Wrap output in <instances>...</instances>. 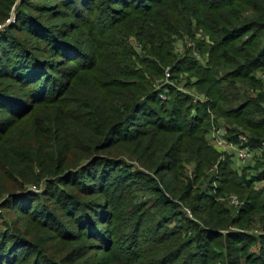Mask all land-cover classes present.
I'll return each mask as SVG.
<instances>
[{
  "label": "trees",
  "instance_id": "obj_1",
  "mask_svg": "<svg viewBox=\"0 0 264 264\" xmlns=\"http://www.w3.org/2000/svg\"><path fill=\"white\" fill-rule=\"evenodd\" d=\"M97 1L0 0V139L8 133V122L29 126L28 141L1 165L8 172L1 175L0 196L6 197L0 209L16 218L0 214V264H60L42 248L45 236L64 242L91 240L112 264H169L184 245L198 246L197 264H214L222 254L215 258L213 249L222 248L224 239L195 225L180 204L204 202L210 194L192 196L177 164L186 153L185 162H195L199 171L222 152L208 146L202 119H192L191 108H186L188 98L170 88L172 98L162 102L161 91H154L152 83L173 63V37L192 35L194 16L216 39L211 58L217 57L216 49L242 38L239 60L230 59L225 50L221 57L239 77L241 70H262L264 0H211L204 6L198 0ZM116 12L121 15L113 16ZM12 16L14 21L7 24ZM128 36L143 45L146 59L139 60L127 45ZM190 62L184 71L193 73L198 63ZM202 82L216 84L211 79ZM229 85L235 92L234 84ZM255 99L248 100L253 108L249 115L258 120L241 121L252 133L247 137L250 146L264 137V96ZM159 107L165 108L164 116H155ZM236 136L230 139L236 141ZM10 165L29 166V172L18 177ZM34 168L38 175L32 176ZM249 177L243 178L245 184L257 179ZM44 179L41 193L26 191L24 183ZM180 190L179 203L170 201ZM137 192L153 197L149 209L155 203L175 214L171 229L164 226L166 220L156 222L153 212L143 210L147 203L139 204ZM189 207L197 219L205 213L201 207ZM216 209L225 217L218 226L225 227L227 213L221 206L211 212ZM145 216L152 225L143 226ZM188 225H195L193 243L180 240ZM31 226L38 230L27 232ZM160 229L164 232L158 236ZM126 230L123 243L121 233ZM227 239L234 245L225 247L230 256L232 251H250L259 239L260 248L249 253V264H264V236L245 233ZM186 258L185 264H194L192 256Z\"/></svg>",
  "mask_w": 264,
  "mask_h": 264
},
{
  "label": "rangeland",
  "instance_id": "obj_2",
  "mask_svg": "<svg viewBox=\"0 0 264 264\" xmlns=\"http://www.w3.org/2000/svg\"><path fill=\"white\" fill-rule=\"evenodd\" d=\"M101 0H98L99 2ZM211 0H198L203 4L210 3ZM219 1V0H218ZM215 2V0H214ZM234 5V4H232ZM115 7V6H113ZM200 8V5L196 6ZM119 10V9H118ZM123 10V9H122ZM126 12V11H123ZM118 13V14H116ZM113 14L115 17H119L120 12ZM96 16H99L97 13ZM195 17V18H194ZM191 17L192 23V35H186V33L181 32L180 34L173 37L172 44V61L173 63L164 67L163 76L161 78H155V82L152 83L154 91H161L163 99L162 102L169 101L172 96L169 97L168 93L170 88H172L176 95H181L188 98L186 103V108L190 107L189 113L192 119H202L200 125L205 130L204 136L206 137V142L209 144V135L220 131L223 132V137L226 140H231L230 138L234 134H244V136L249 137L252 133L246 130L241 121L244 119L248 120H258L255 115H249L253 111L251 105H249L248 100L255 101L258 95L264 96V68L262 70H253L251 72L239 71L240 77L234 74L236 68L232 67L230 63L226 62L221 54L229 52L230 59L240 58L239 46L244 39L240 38L229 45H225L220 49H216L215 53L217 57H210L209 51L216 47V39L213 35L208 32V30L200 28L197 17ZM225 17H228L225 15ZM14 21V16L11 17L7 24H12ZM211 27L213 23L209 24ZM85 43L89 44V40L85 39ZM126 43L130 46L134 52L137 54L139 60L146 59L147 56L143 52L142 44L136 41L134 37L128 36ZM86 54L90 55V50L87 49L85 45H82ZM99 49V48H98ZM97 49V50H98ZM217 59L219 64H217ZM243 60V59H240ZM186 61V63H184ZM190 61H196L198 65H195L193 73L190 71H184V66H192ZM215 64V66H213ZM141 68L139 65L136 66ZM175 67L174 74L171 73L172 68ZM178 68L180 70L178 71ZM200 72L197 73L196 71ZM208 71V72H206ZM214 72V74H212ZM248 73V75L246 74ZM81 77L85 75L81 74ZM245 78V80H241ZM213 80L216 84L211 86L207 83H203L202 80ZM153 80V81H154ZM84 83V82H82ZM234 84L235 92L230 90L231 85ZM236 97L240 102H236L232 97ZM174 97V95H173ZM175 98V97H174ZM260 107L264 109V103H260ZM185 109V106H184ZM204 112L205 115H201ZM155 116H164V109L156 108ZM186 118L188 119L187 112L184 111ZM189 114V115H190ZM191 123L192 121L189 120ZM9 130L6 134L5 139H0V180L2 173L8 172L7 167H1L2 164H6V159L8 156L13 155L15 152V147L21 146L25 141L29 139V126L27 123L20 121L16 123L8 122ZM187 123L182 124L185 130ZM151 130V128H150ZM186 131V130H185ZM257 134H261L257 131ZM177 134H174L176 136ZM261 142L264 141V137L259 139ZM187 140L182 141L183 148L184 143ZM260 142V143H261ZM210 147H212L210 145ZM215 150V149H214ZM219 153L216 156V160L209 164L206 168H200L198 171V166L195 162L186 161V156H180L178 166L182 170L177 171L183 178V182L190 184L193 194L204 195L206 193L210 194V200H205L204 202L180 203L182 208L181 211L185 213L188 219L196 223L200 228H203L209 232H213V238L215 235H220L223 242L222 248H214V257L216 258L218 254H222V259L218 260L214 264H249L250 252L256 254L260 248L259 239H257V244L250 248L248 252L232 251L230 256L227 253L225 247L234 246L230 241L225 240L229 236L236 238L237 236H242V234L248 233L249 235L262 237L264 236V160H257V158H252L248 160L245 164H241L237 159L230 155L228 152L223 150H215ZM128 162V161H127ZM226 163V164H224ZM135 166V163H132ZM9 167V166H8ZM11 169L15 170L18 177H22L29 172V166H16L10 165ZM224 168L225 175L222 174V169ZM142 171V169H139ZM223 172V173H224ZM146 173V172H145ZM32 176L38 175V170L34 168V173ZM152 175V174H150ZM245 176H250L249 180L257 178L255 182L250 184H245L243 178ZM20 180V178H19ZM49 180V179H48ZM47 181V180H46ZM45 179L40 180L34 184L24 183L26 191H33L34 193H41L45 189ZM35 186V187H34ZM224 191H223V190ZM183 193L181 190L177 191L174 195H170V201L174 203H179L177 201L178 194ZM139 204H146L144 206V211H151L155 214L154 220L162 222L164 221V226L168 229L172 228V221L177 220L174 217L175 214L167 207H161L157 204H152V208L149 209L148 205L153 201V197L146 193L137 192L135 193ZM212 195V196H211ZM6 195L0 196V207L1 203L4 201ZM213 203L212 207L210 204ZM190 206H195L197 209H205V213L200 212V219H197L190 212ZM221 206L222 209L227 213L226 225L225 227H219L218 224L224 220V216L221 217L219 214V209L214 210L216 207ZM249 206L248 208H246ZM208 208V209H207ZM245 211V212H244ZM245 213V215L243 213ZM176 213V212H175ZM0 214L5 215L9 220H14L16 216L14 214H7L5 210L0 209ZM166 218V219H164ZM147 217L143 219V226L152 225L147 223ZM1 225V222H0ZM195 225H188V228L181 234L180 240H189L193 236ZM151 229L154 230V227ZM38 230L35 226L30 227L27 232H32ZM164 232L162 229L158 231V236ZM128 231L122 232V242L127 240ZM44 240L46 243L42 245L44 251L50 256H53L58 260L60 264H112L101 251L98 250L97 245L93 241L87 239H74L69 240L70 242L61 241L58 238L45 236ZM220 240V239H219ZM190 241H192L190 239ZM193 243V241H192ZM196 245H184L181 254L173 258V262L169 264H185L187 262V255L192 256V262L197 264L199 257L197 255ZM234 248V247H233ZM208 255L211 252L208 251ZM161 255L154 256L157 259ZM64 258V259H61ZM251 259V258H250ZM186 260V262H185ZM112 261V260H111ZM153 261V260H152ZM113 264H116L112 261Z\"/></svg>",
  "mask_w": 264,
  "mask_h": 264
},
{
  "label": "built area",
  "instance_id": "obj_3",
  "mask_svg": "<svg viewBox=\"0 0 264 264\" xmlns=\"http://www.w3.org/2000/svg\"><path fill=\"white\" fill-rule=\"evenodd\" d=\"M158 96L160 99H163L161 93ZM208 141L214 148L228 152L241 164H245L252 158L264 160V141L259 145L250 146L248 138L244 134H237L236 141H228L223 137V132L217 131L209 135Z\"/></svg>",
  "mask_w": 264,
  "mask_h": 264
}]
</instances>
